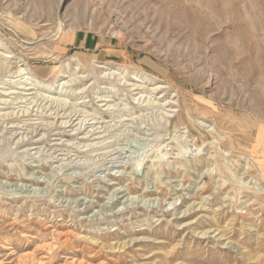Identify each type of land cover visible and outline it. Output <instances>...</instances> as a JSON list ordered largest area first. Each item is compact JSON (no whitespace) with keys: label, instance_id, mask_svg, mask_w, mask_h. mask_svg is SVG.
<instances>
[{"label":"rangeland","instance_id":"rangeland-1","mask_svg":"<svg viewBox=\"0 0 264 264\" xmlns=\"http://www.w3.org/2000/svg\"><path fill=\"white\" fill-rule=\"evenodd\" d=\"M0 113V264H264V0H0Z\"/></svg>","mask_w":264,"mask_h":264},{"label":"bare ground","instance_id":"bare-ground-1","mask_svg":"<svg viewBox=\"0 0 264 264\" xmlns=\"http://www.w3.org/2000/svg\"><path fill=\"white\" fill-rule=\"evenodd\" d=\"M132 78V77H131ZM132 79H134V80H136V81H138L137 79H136V77L135 76H133V78ZM138 86V85H137ZM140 88V87H139ZM158 88H161V87H158ZM35 102V101H34ZM8 103V102H7ZM27 113V112H26ZM1 114V113H0ZM11 115V114H10ZM40 115V114H39ZM50 124V123H49ZM13 126V125H12ZM51 126V125H50ZM18 128V127H17ZM39 131V130H38ZM107 132V131H106ZM26 139V138H25ZM258 140H260V141H262V142H264V130H259V133H258V138H257Z\"/></svg>","mask_w":264,"mask_h":264}]
</instances>
